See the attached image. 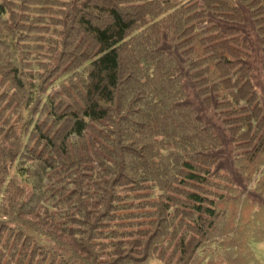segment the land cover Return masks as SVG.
<instances>
[{"label": "trees", "instance_id": "trees-1", "mask_svg": "<svg viewBox=\"0 0 264 264\" xmlns=\"http://www.w3.org/2000/svg\"><path fill=\"white\" fill-rule=\"evenodd\" d=\"M109 1L110 5L106 0H98L94 5L81 1L80 7H74L99 9L89 19L81 17L78 20L80 30L91 37L93 46L90 56L82 60L73 79L80 86V103H76L75 109L60 117L49 106L50 111H44L37 118L39 110L52 100L50 102L47 97L43 101L41 85L35 81L23 82L19 79L14 85L16 92L24 93L26 88L28 95L20 106V112H17L20 119L7 127L3 125L0 130V204L5 198L11 200L5 194L13 183L9 173L15 180H20L23 190H30L27 198L31 200L9 205L12 214L0 212L1 232L13 233L16 230L13 245L21 240L20 247L5 253L10 259L4 264H13L22 259L24 264H128L127 253L120 251L130 246L129 230L133 227H126L124 223L135 220V214L145 218L137 211L138 208H122L115 203L116 221L123 224L118 225L116 234L114 227L110 231L100 232L95 228L103 217L109 215L110 208L105 213L109 200L112 202L118 198L115 184H112L113 191L109 198L97 187L98 182L106 186L108 183L105 180L114 173L116 162L111 159L113 154L119 155L120 172L123 171L125 175L132 172L153 188H160L161 184L172 187L167 180L171 170L165 173L151 164L160 158L170 166L179 163L180 167L173 172V180L179 181L177 175L183 174V178H180L182 184L198 186L197 191H184L187 204L183 210L188 208L189 214L196 219L214 216V207L206 205L211 197L198 189L204 188L206 176L210 173L202 172L196 168L194 161L186 157L203 155L216 144L212 135L214 128L205 124L207 106H212L214 111L229 109L232 105L239 107L242 106L239 104L241 102L249 104L254 96L252 91L246 96L254 80L249 77L248 61L239 58L250 53L249 39L245 37V22L254 21L256 15L264 16V0H136L130 1L131 6L126 9L119 7L114 0ZM61 2L67 3L65 8L71 3L68 0ZM152 6L158 9H149ZM102 9H107L106 19L100 14ZM157 10L158 14L153 15L152 12ZM5 14L7 10L0 4V23ZM143 15L147 19L136 27ZM180 18L185 19L186 23H177ZM161 25L162 33L156 38L154 35ZM174 30L177 31L176 35L182 31L176 37L175 45L169 34ZM182 35L184 37L180 40ZM6 41L5 37H0V50L10 49ZM262 55L264 63V53ZM9 61L12 62L11 58ZM238 87L242 88V96H246V99L236 94ZM193 93L202 99L204 108H197L190 100L198 101ZM45 113L53 122V128L46 132L38 127ZM57 118L61 122L55 124ZM249 124L253 125L252 120ZM10 129L13 132L11 142ZM64 129H67V133L59 139ZM92 132L103 141L96 138L90 141L89 134ZM153 148L156 150L152 151ZM38 149L40 154L31 159ZM73 149H76L74 153ZM138 152L150 154L148 163L135 160ZM92 155L103 156V177L100 180L96 177L92 184L86 183L91 191L88 188L84 191L81 206L71 201V209L68 205L62 210L68 215V220L72 219L71 223L82 226L65 228L56 225L54 217L46 213L43 199L50 197L57 200L77 186L78 183L73 180L81 168L91 161ZM126 160L132 163L127 164ZM28 163V168L23 167ZM60 165L66 168L67 173L63 174V181H59L60 186H56L48 172ZM30 171L33 173L30 174ZM160 189L165 194L162 199L166 204L165 213L173 219L171 215L174 216L172 213L176 205L169 196L171 194L168 192L171 191L164 187ZM170 190L174 191L175 188ZM73 193L71 200L75 191ZM0 208L3 207L0 205ZM16 210L23 213V223L28 222L27 230L30 231L27 234L20 226L14 230L13 220L9 223L4 219L15 216ZM59 214L57 217L61 216ZM96 215L98 220L93 224L91 221ZM32 220L36 222L31 224ZM39 225L56 232V235L49 237L48 234H40L49 237V250L35 255L34 250L38 248L26 251L25 247L33 243L30 239L38 231Z\"/></svg>", "mask_w": 264, "mask_h": 264}, {"label": "rangeland", "instance_id": "rangeland-1", "mask_svg": "<svg viewBox=\"0 0 264 264\" xmlns=\"http://www.w3.org/2000/svg\"><path fill=\"white\" fill-rule=\"evenodd\" d=\"M68 1L71 3L68 8H65L67 3L61 2V0H0L1 7L7 10L4 20L0 23V37H5L10 47V49L0 50V130L3 125L7 127L14 120L20 119L17 112H20V106L26 101L28 93L26 88H24V93L14 90V85L19 79H22L23 82L24 80L37 82L41 85L43 101L47 97L50 102L52 100V103L45 104L39 110L37 118L44 111L49 112L50 109H54L57 115L62 117L64 113H69L70 109H75L76 103H80L78 96L80 86L74 83L73 79L81 67L82 60L90 56L93 41L87 33L80 30L78 20L81 17L89 19L98 13L99 9H74V7H80L81 1L94 5L98 0ZM130 1L136 0H114L116 4H119V7L125 9L131 6ZM106 3L111 4L109 0H106ZM177 4L179 5V3ZM132 6L134 7V5ZM149 9L158 8L152 6ZM119 10L123 11L124 9ZM106 11L107 9H102L100 13L103 19H106ZM158 12L159 10L153 11L152 14H158ZM145 19L147 16L143 15L141 21H138L135 26L141 25ZM182 22L186 23L185 19L180 18L177 23L182 24ZM244 27L247 29L245 37L249 39L248 50L250 53H246L247 56L241 57L239 60L248 61L251 71L249 77L254 80V84L246 96L251 91L254 92V96L251 99L248 98L250 99L249 104L241 102L239 104L242 106L234 107L232 105L229 109L221 108L214 111L212 106L206 107L205 105L208 110L205 124L209 128H214L212 135L215 136L216 144L213 149L203 155L186 157V159L194 161L196 168L202 172L209 171L210 173L206 176L207 183L204 188L198 189L199 191L204 190V193L211 197L206 205L214 207V216H200L196 219L195 216L189 214L188 208L183 210L184 205L187 204L184 201V191L188 189L197 191L198 186L182 184L180 178H183V174L177 175L180 177L179 181L173 180V172L178 170L180 164L176 163L170 166L162 158L151 165L153 168L154 166L161 168V171L165 173L171 170L167 180L175 190H170L173 188L169 184H161L160 188H168L167 190L171 191L168 192L171 194L169 196L172 197L173 203L176 205V209L172 213L174 216L171 215L174 217L173 219L165 213L166 204L162 200L165 194L160 191V188L144 184L132 172L125 175L121 171L122 175L118 154H113L111 158L116 164L112 177L105 180L108 184L104 186L102 182L97 183V187L100 188L103 195L107 196H105L106 198H109V194L113 191L112 184H115L116 195L118 192V198L112 202L109 200L105 207V211L110 208L109 215L103 217L96 227L94 225L99 232L110 231L114 227L113 232L116 234L118 225H123L116 221L115 203H118L122 208H138L137 211L145 217L141 218L135 214V220L124 223L126 227H133L132 230H129L130 246L120 251L124 254L127 253L128 264H264V63L262 57V53H264V16L256 15L254 21L245 22ZM176 32V30L169 32L173 45H175L176 37L182 33L180 30L176 35ZM161 33L162 25L154 37L158 38ZM183 37L182 35L180 40ZM80 57L81 60H79ZM10 58L12 62L9 61ZM13 64H16L17 68ZM77 86L79 87L78 92ZM237 93L239 98L246 99V96H242V88H236ZM193 95L196 94L193 93ZM195 97L198 98L197 103L190 100L197 108L200 106L204 108L201 103L202 99L197 95ZM28 116H30L29 113ZM250 120L253 125L249 124ZM54 122L57 124L56 122L61 121L57 118ZM52 123L45 113L38 127L46 132L53 128ZM66 133L67 129L62 130L59 139ZM89 136H91L90 141H93L94 138L103 141L95 132ZM12 140L13 132L11 130L9 141ZM75 150L73 149L72 152L74 153ZM155 150L153 148L152 151ZM39 154L38 149L31 159ZM102 157V155L91 156V161L81 168V172L73 180L78 183L77 186L74 187L75 184L71 186L74 188L69 192L57 200L50 197L43 199L44 209L48 215L54 217L56 225H62L65 228L75 227V225L78 228L82 226L79 225L80 223H71L72 219L68 220V215L62 210L71 201L80 206L83 204L84 191H87V188L91 191L86 183L92 184L93 179L98 177L97 179L100 180L104 175ZM148 159L150 160V154H146V152L139 154L138 152L135 160L148 163ZM126 163L131 164L132 162L127 161ZM28 166L29 163L23 167L28 168ZM48 173L51 182L60 186L58 183L63 181V174L67 173V170L60 165L50 169ZM9 174L13 183L5 191V194L11 200L9 201L7 198L2 200L0 205L3 208H0V212L12 214L9 205H18L20 202L24 204L31 198H27L30 190L28 188L23 190L20 180H15L12 174ZM81 181L83 183L79 184ZM74 191L75 196L71 200ZM130 200L132 202L129 203ZM89 201L87 200V202ZM37 206H41V204ZM71 206L72 204L68 206L69 209ZM14 214L15 216L11 215L4 219H7L9 223H11L10 220H13V229H18L20 226L24 234H27V231L30 230H27L28 222L23 223L25 221L21 217L23 213L16 210ZM58 214L61 216L57 217ZM97 218L98 215L91 222L95 224ZM34 222L36 221L32 220L31 224ZM49 228L51 227L49 226ZM1 231H3L2 227H0V264H4L10 259L5 253L20 247L21 240L13 245L16 230L13 233ZM42 233L48 234L49 237L56 235V232L39 225L38 231L30 239L33 243L30 246L26 245V251L38 248L34 250L36 255L45 252L46 249L49 250L50 239L48 236L40 235ZM17 262L24 264V259Z\"/></svg>", "mask_w": 264, "mask_h": 264}]
</instances>
